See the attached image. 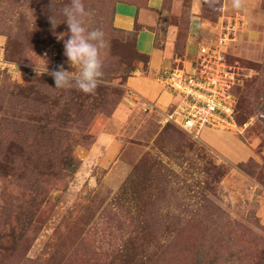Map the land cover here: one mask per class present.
<instances>
[{"label":"rangeland","instance_id":"obj_1","mask_svg":"<svg viewBox=\"0 0 264 264\" xmlns=\"http://www.w3.org/2000/svg\"><path fill=\"white\" fill-rule=\"evenodd\" d=\"M120 1L83 0L85 26L105 33L109 78L85 94L55 89L43 72L79 71L64 55L65 17L56 12L51 23V0H0V223L16 224L0 233V264H264V16L200 0L194 9L210 29L185 52L193 0L175 11L165 0L162 20L176 38L144 69L111 28ZM223 34L232 98L248 87L253 103L231 128L204 127L194 139L165 120L179 97L158 73L189 72L198 48ZM129 65L124 82L117 76Z\"/></svg>","mask_w":264,"mask_h":264},{"label":"built area","instance_id":"obj_2","mask_svg":"<svg viewBox=\"0 0 264 264\" xmlns=\"http://www.w3.org/2000/svg\"><path fill=\"white\" fill-rule=\"evenodd\" d=\"M227 37L223 34L216 44L200 46L198 60L189 72L165 70L158 73L160 81L179 97L165 120H172L194 139H198L204 127L228 129L234 124L235 101L231 88L235 72L226 68L219 50L226 45ZM2 65L5 64L0 63Z\"/></svg>","mask_w":264,"mask_h":264},{"label":"clouds","instance_id":"obj_3","mask_svg":"<svg viewBox=\"0 0 264 264\" xmlns=\"http://www.w3.org/2000/svg\"><path fill=\"white\" fill-rule=\"evenodd\" d=\"M231 3L234 9L241 10L246 6L247 0H231ZM48 11L51 13L53 27L57 25L53 18L56 12L65 17L64 22L70 35L64 41V55L68 63L79 71L73 75L61 64L51 71L46 67L43 72H47L54 79L55 89L75 88L85 94H94L105 83L102 55V51L108 46L105 33L100 28L89 30L85 26L86 18L92 13L86 10L83 0H71L63 8H57L54 0H51Z\"/></svg>","mask_w":264,"mask_h":264},{"label":"crops","instance_id":"obj_4","mask_svg":"<svg viewBox=\"0 0 264 264\" xmlns=\"http://www.w3.org/2000/svg\"><path fill=\"white\" fill-rule=\"evenodd\" d=\"M179 1L180 0H173L172 8H174L172 10L175 11L177 9ZM260 1L261 0H247L246 6L241 10L234 9L231 0H222V6L226 7V10L232 9V11H244L249 18L258 15L261 17L264 16V10L259 9ZM192 3L193 6L188 24L185 52L188 51L191 46H195L198 43L200 44L201 41H204L208 34V30L210 29V27L206 28L205 23L198 17L199 11L196 12L194 9V7H196V9L199 10L200 0H193ZM147 4V8L136 10L133 5L117 3L114 7L113 25L120 29L130 30L134 23L140 24L142 28L136 34L135 47L139 52L148 55V63L156 65L152 62V57L158 53L159 47H161V49L164 47L166 42H171L173 44V41L176 38L177 28L173 25L164 26L165 23L162 20L163 12L165 11L162 8L163 0H157V4H155L153 0H148ZM198 18L199 20H197ZM193 21H197L199 26L194 32L191 26ZM162 24L163 27H161ZM158 35H161L162 39L158 37ZM194 42H196V44L192 45ZM130 78H128L126 82L127 85L128 81L131 80Z\"/></svg>","mask_w":264,"mask_h":264},{"label":"trees","instance_id":"obj_5","mask_svg":"<svg viewBox=\"0 0 264 264\" xmlns=\"http://www.w3.org/2000/svg\"><path fill=\"white\" fill-rule=\"evenodd\" d=\"M165 0H163V4H164ZM120 3H126V4H130V5H133L135 6L136 10L137 9H141V8H147V3H148V0H143V1H138V0H123V1H120ZM113 14H114V7H113ZM112 18H113V15H112ZM111 23H112V20H111ZM113 30H117L121 33L124 34V37L127 41H130L131 40V44L133 46V55H137L136 57L138 58L137 61L141 62L142 63V68L144 66V69L145 67L147 66V62H148V55L145 54V53H141L139 52L136 47H135V41H136V34L137 32L142 28V26L138 23H134L132 29L130 30H124V29H120V28H117L115 27L113 24H112V27H111ZM132 55V54H131ZM132 55V56H133ZM128 57V56H127ZM127 57H122V60L120 59V64H123L122 61L126 60L127 61ZM135 56H133V59H134ZM118 64V66L120 65ZM136 69L135 66H130L129 65V70H128V73L127 74H124V75H118L117 77H119L120 80H123L124 82L126 81V78L129 76L130 72L134 71ZM109 78L107 77L106 79L104 80H108ZM248 87H246V89L243 90V92L240 94V97H239V102L236 101L235 103V112H234V117H235V120H236V114L238 112V108L242 110V112H245L246 114L249 112V108L251 106V104L253 103L252 101V97H253V93L251 92L250 88L247 89ZM238 105V106H237ZM63 165L66 169H70V171H73L77 168V161L74 159V158H65L63 160ZM237 167L240 169V170H243L244 171V167L245 165H241V164H238ZM10 168H13L12 166ZM38 171V175H37V172H35V175H37L36 178H40L43 173L39 172ZM223 174V173H221ZM35 178V179H36ZM15 225H12V229L10 224H9V227H7V224L5 223H0V233H2L3 235L5 236H10L12 234H14L15 232ZM196 264H201V260H199L198 262H194Z\"/></svg>","mask_w":264,"mask_h":264}]
</instances>
